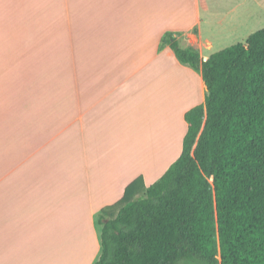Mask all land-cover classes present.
Listing matches in <instances>:
<instances>
[{
	"label": "crops",
	"instance_id": "obj_1",
	"mask_svg": "<svg viewBox=\"0 0 264 264\" xmlns=\"http://www.w3.org/2000/svg\"><path fill=\"white\" fill-rule=\"evenodd\" d=\"M251 1L0 0V264L99 260L102 211L168 171L205 102L164 36L206 61L246 43Z\"/></svg>",
	"mask_w": 264,
	"mask_h": 264
},
{
	"label": "trees",
	"instance_id": "obj_2",
	"mask_svg": "<svg viewBox=\"0 0 264 264\" xmlns=\"http://www.w3.org/2000/svg\"><path fill=\"white\" fill-rule=\"evenodd\" d=\"M162 45L202 75L205 102L168 171L102 211L95 264H264V29L206 61L171 33Z\"/></svg>",
	"mask_w": 264,
	"mask_h": 264
},
{
	"label": "rangeland",
	"instance_id": "obj_3",
	"mask_svg": "<svg viewBox=\"0 0 264 264\" xmlns=\"http://www.w3.org/2000/svg\"><path fill=\"white\" fill-rule=\"evenodd\" d=\"M255 1L256 3H258L259 5H261L263 8L260 9V7H257L255 5H252V2ZM255 6V7H253ZM250 14H254L252 15V19L249 23V25L247 27L244 28L242 34H244L245 36H247V34L251 35L255 32H258L260 30H263L264 29V0H252L251 1V4H250ZM234 41H227L225 43V45L223 46H218V47H215L214 50L212 51V53H216V52H219L229 46H231L233 44ZM238 42V41H236ZM182 48H185V47H182ZM205 52V51H204ZM174 100V99H173ZM173 105V104H172ZM172 105L170 106L171 109L168 111V116L164 115L165 118H168V123L169 126L167 125V129H168V133L170 132V136L172 137V134L173 132H178L177 130L179 128H181V125H182V121L181 119L179 118V114L178 112H173V108H172ZM177 129V130H176ZM166 131V130H165ZM179 139V137H175L173 139V142H175V140ZM172 140V139H171ZM172 146L174 147H177L178 150L180 151L181 150V146L180 144L178 146L175 145V143L171 144ZM181 152V151H180ZM147 152L145 154V157L147 156ZM156 155H154L155 157ZM180 156V153L178 152H174L173 149H171V152H170V159H169V164L170 166L179 158ZM154 178V177H152ZM153 180V179H151ZM149 180V181H151ZM85 230V228L79 229V234L80 233H83ZM87 230V229H86ZM78 231H75V233H77ZM88 232V230H87ZM80 241L79 242H74L72 245V252L73 253H76L79 249H80ZM69 246V245H68ZM91 258L93 257H90V260H92ZM76 260V257L75 256H72V255H66V254H60L57 256V263L58 264H77L75 262ZM82 264V263H80Z\"/></svg>",
	"mask_w": 264,
	"mask_h": 264
}]
</instances>
